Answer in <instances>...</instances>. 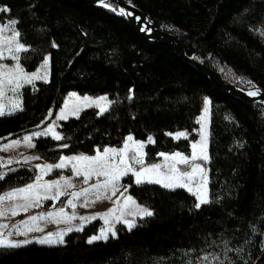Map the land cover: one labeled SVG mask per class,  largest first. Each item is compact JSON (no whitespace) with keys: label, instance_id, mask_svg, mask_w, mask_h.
<instances>
[{"label":"trees","instance_id":"16d2710c","mask_svg":"<svg viewBox=\"0 0 264 264\" xmlns=\"http://www.w3.org/2000/svg\"><path fill=\"white\" fill-rule=\"evenodd\" d=\"M125 1L228 82L264 90V0ZM0 7L16 19L29 48L23 68L35 71L50 57L49 81L23 88L22 110L0 117V140L46 125L69 92L113 99L103 114L87 109L62 122L63 139L39 138L33 151L43 161L120 147L128 135L153 138L146 147L151 161L161 153H189L205 97L212 103L209 203L197 208L185 189L133 184L132 194L153 209L133 229L120 226L116 236L89 244L102 226L95 221L60 245L0 248V264H254L264 250V106L220 90L110 10L73 0H0ZM182 130L191 132L189 139L168 135ZM35 174L31 167H13L0 179V195Z\"/></svg>","mask_w":264,"mask_h":264},{"label":"rangeland","instance_id":"374dc122","mask_svg":"<svg viewBox=\"0 0 264 264\" xmlns=\"http://www.w3.org/2000/svg\"><path fill=\"white\" fill-rule=\"evenodd\" d=\"M12 21H16V19L9 16L8 11H0V82H2L0 83V108H2V110L5 112V115L15 114L22 110L21 91L23 88L26 86H31L39 81L47 82L50 79L49 55L45 57L37 70L28 72L23 68L21 64V56L25 50L17 51L18 45L23 43L20 40V35H16L17 32L19 33L17 21L15 24H13ZM24 48L26 51L29 49L26 45H24ZM45 61H47V64H45ZM17 66H19V69H23V72H20ZM34 73L42 78L33 79L32 83H27L25 77L32 76ZM17 84L19 87H17ZM85 97L88 98L87 101L85 100ZM101 97H107V100H101ZM206 100L210 101V104L206 105V103H204L202 112L198 117L199 131L197 138L190 141V152L183 153L176 151L173 153H164L167 156H172L175 153H181L184 156L191 157L192 153L195 152L198 158L195 160L190 159L187 165L176 163L175 167L178 169L177 172H172L170 170L169 166L173 164L174 161L166 160L165 156L159 154L158 159L155 161L148 159L146 147L153 143L149 142L148 140L141 141L135 139L133 135H128L133 137V141H128L127 136L122 146L106 148H115L117 150H121L124 148L125 143H127L129 145V150L124 154L123 158L135 171H140L142 168H149L156 164L161 165L158 172L146 173L144 177H142V183L157 184L162 187L164 183H172V181L168 180L167 177L178 176L185 171L191 172L194 165H200V168H198L196 172L192 174L191 179L185 177L181 181V183L186 184L187 187L176 186L167 189H185L195 196L197 203L199 202L198 197L207 199L210 202L209 145L212 103L209 97H205V101ZM109 101L111 102L110 104ZM112 103L113 99L109 94H80L77 92H69L64 96L62 107L57 110L54 117H52L46 125H43L18 137L0 140V176L4 177L15 166L31 167L36 173L32 182L24 186L6 191L0 195V197H6L9 193L14 194L10 199H4L3 201H0V211H3L4 213V215H0V239L4 240L6 243L22 242L25 239L32 240L33 243H36L35 241L38 238L47 237L49 234L55 233L57 235L52 237L54 243L51 245H60L55 243L60 233H63L64 243L66 235L71 232L81 231L84 227L95 221H101L102 226L99 231L96 234L91 235L88 240L93 236H99L101 230L105 231L108 239L113 237L112 232L108 231V229H112L116 236L117 230L120 226H125L128 228V226L124 223L125 220L134 223L135 226L131 228L133 229L136 227L139 220L149 217L144 215L142 210L146 209L153 213V209L150 206L140 203L138 199L132 194L131 189L133 184H136V178L131 172L127 175L121 176V178L115 182V189H113L111 185L105 189L103 187H93L97 184L102 185L108 179L105 176L97 177L96 175H93L87 183L84 182L83 176H77L73 168V165L77 164L76 161H64L66 164L64 168L53 167L51 170H43V166L59 164L65 157L71 158L82 155L95 156L98 154L97 151L93 154L80 153L62 155L61 158L56 162H47L43 161L34 153V147L29 146L30 144L35 145L36 141L41 137H53V133L47 132L50 127L54 128L55 133H59L61 135L60 126L62 122H65L70 118L79 117L81 113L87 109H96L99 114H103L108 111ZM16 105H20V109L14 110ZM206 107L208 109L207 112H205ZM101 109L106 110L101 113ZM62 111L65 113L67 117L66 119H60V113ZM36 133L46 134L37 136L35 135ZM179 133H185L186 136L178 137ZM168 135L175 140H184L189 139L191 132L182 130L169 133ZM28 136L32 137L30 142L25 141L24 139ZM16 141H19V144H16ZM136 142H143L145 145L144 148L139 152L136 151ZM193 144L196 145L195 148L192 147ZM104 149L99 150V154H103ZM141 153L143 154V164H137L135 160L132 159V157H140ZM205 155L207 156V159H204ZM120 160L121 156L119 154H109V163L119 165L121 168H123L124 165L120 164ZM83 163L84 162H81V165H83ZM130 176L133 177V182L128 180ZM156 179L161 180V183L148 182L149 180L154 181ZM58 180L61 182L59 189L56 187L51 189H45L42 187L43 185ZM66 180L70 181L73 186L69 187L65 183ZM29 184L39 185L40 187H36L29 192L18 191L19 189L26 188ZM85 189L89 190L87 194L73 197L72 193H83ZM189 189H191V191H189ZM57 191L63 193V195H60L57 200L41 199L38 204H33L32 207L27 209V211H24L21 207L34 201L36 193H39V195L43 197L44 195H55ZM129 196L132 198L134 203L127 202L126 204L127 197ZM69 200L72 201V204L68 203ZM60 208L64 209L62 214L59 213ZM113 209L115 211L110 215H103ZM13 210L16 212L15 215L12 214ZM49 212L53 213L51 217L47 216V213ZM33 216L42 218L32 221L30 218ZM118 217H121V219L118 220ZM24 221H28L27 225L23 223ZM68 229H72V231H68ZM107 239H98L91 244L105 241Z\"/></svg>","mask_w":264,"mask_h":264},{"label":"snow or ice","instance_id":"6c2138e0","mask_svg":"<svg viewBox=\"0 0 264 264\" xmlns=\"http://www.w3.org/2000/svg\"><path fill=\"white\" fill-rule=\"evenodd\" d=\"M101 2L103 3V0H101ZM104 6L107 7L108 5L105 3ZM113 10L115 11V9H113ZM0 11H8V9L7 8H0ZM119 14L120 15H130V13H126L125 10H123V9L120 10ZM12 23L15 24L16 21H12ZM16 35L19 36L20 34L17 32ZM21 50H25L26 51V49L24 48L23 44H19L18 47H17V51H21ZM45 64H47V61H45ZM17 68H18V70L20 72H23V69H19V66H17ZM41 78L42 77H39L35 73L32 74V76L25 77L27 83H29V84L32 83L33 79H41ZM0 83H2V82H0ZM249 83H251V81H249ZM17 87H19L18 84H17ZM248 94L252 95V96H255V95H257V92H249ZM100 99L101 100H107V97H101ZM85 100L87 101L88 98L85 97ZM110 103L111 102L109 101V104ZM205 103H206V105L210 104V101L206 100ZM18 109H20V105H16L15 108H14V110H18ZM105 110L106 109H101V113H103V111H105ZM207 110L208 109L206 107L205 108V112H207ZM3 115H5V112L2 110V108H0V116H3ZM66 118L67 117H66L65 113L62 111L60 113V119H66ZM47 132L48 133H53V138L56 139V140L63 139V137L59 133H55L54 132V128H52V127H50L47 130ZM44 134H46V133H36L35 135L40 136V135H44ZM180 136H186V134L185 133H179L178 137H180ZM24 139H25V141L30 142L32 140V137L28 136V137H25ZM127 140L128 141H133V137L132 136H128ZM148 141L149 142H154L152 140V137H149ZM15 143L19 144V141H16ZM29 146L35 147V145H33V144H30ZM144 146L145 145H144L143 142H136V151L139 152L141 149L144 148ZM62 147L66 148V147H68V145H66V144L62 145ZM192 147L195 148L196 145L193 144ZM128 150H129V145L127 143H125L124 148L121 149V150H117L115 148H106V149H104L103 154H99V150H97L98 154L95 155V156H83L82 155V156H74V157H71V158L65 157V158L62 159V162L59 163V164L43 166V170H51L53 167H55V168H64L66 166L64 161H69V160L76 161L77 164L73 165V168L75 170V174L77 176H83L85 183H87L88 180L91 179V177L93 175H96L97 177L105 176L108 179L102 185L97 184V185H94L93 187L94 188L103 187V188L106 189V188H108L111 185L112 188L115 189L116 188V183L115 182L118 181L121 178V176L127 175L128 173L131 172L136 178L135 179V183L136 184H140V183H142V177H144V175L146 173L158 172V170L160 169L161 165L156 164V165H152L149 168H142L140 171H135L134 169L131 168V166L123 158L124 154ZM109 154H112V155L119 154L121 156L120 164L124 165V167L121 168L119 165L109 163ZM142 155L143 154L141 153L140 157L133 156L132 159L135 160V162L137 164H143ZM160 155L165 156L166 160L174 161V163L169 166L170 170L172 172H177L178 171V169H176V167H175L176 163H181V164L187 165L189 163L190 159L191 160H195V159L198 158L196 156L195 152L192 153L191 157L184 156L181 153H175L172 156H167L164 153H161ZM33 158H38V157H33ZM204 159H207L206 155L204 156ZM81 162H84L83 165H81ZM78 165H80V166H78ZM198 168H200V165H194L192 167V171L191 172L185 171V172L181 173L178 176H169V177H167V179L172 181V183H164L163 187H166V188H172V187H176V186H178V187H187V185L181 183V181L185 177L191 179L192 174L195 173ZM201 171H202V169H201ZM2 178L3 177L0 176V179H2ZM148 182L161 183V180H159V179H156L154 181L153 180H149ZM65 183L69 187L73 186L71 184V182L68 181V180H66ZM60 184H61V182L58 180V181H54L52 183L43 185L42 187H44L45 189H51L53 187H56L57 189H59L60 188ZM36 187H40V186L39 185L29 184L26 188L19 189L18 191H20V192H29L32 189L36 188ZM88 191H89L88 189H85L83 191V193H72V195H73V197H78V196H80L82 194H87ZM189 191H191V189H189ZM12 195H14V194L13 193H9L6 197H0V201H3L4 199H10L12 197ZM60 195H63V193L59 192V191H57V193L55 195H52V196L44 195L43 197H41L39 195V193H36L34 201H32V202H30L28 204H25V205H23L21 207L23 208L24 211H27V209L29 207H32L33 204H38L41 199H43V200H48V199L57 200ZM198 200H199V202L195 205L197 208H199L202 204H206V203L209 202L207 199L200 198V197H198ZM127 202L134 203V201H132V198L130 196L127 197L126 204H127ZM68 203L72 204V201L69 200ZM114 211H115L114 209L110 210L108 213H105L103 215H105V216L110 215ZM142 211H143L144 215H147V216L153 215V213L151 211H148L146 209H144ZM63 212H64V209L60 208L59 209V213L62 214ZM12 214L13 215L16 214L15 210H13ZM0 215H4L3 211H0ZM52 215H53L52 212L47 213V216H49V217H51ZM40 218H42V217L33 216L30 219L32 221H36V220H38ZM117 219L120 220L121 217H118ZM23 223L25 225H27L28 221H24ZM106 223H107V221H106ZM124 223L128 226L129 229H131L133 226H135L134 223L129 222L127 220H125ZM29 230H32V229H29ZM68 231H72V229H68ZM108 231L112 232V235L115 236V232L112 229H108ZM21 234H26V233H21ZM56 235L57 234H55V233H51L47 237L38 238L35 242L39 243V244L51 245V244L54 243L52 237L56 236ZM98 239H107V235H106L104 230H101V233H100L99 236L91 237L88 240V243L91 244V243H93L94 241H96ZM30 243H33V241L32 240H28V239H25L22 242H7V243L4 240L0 239V247L19 248V247H22V246L30 244ZM55 243H57V244H62L63 243V233L59 234V237H58V239H56Z\"/></svg>","mask_w":264,"mask_h":264},{"label":"water","instance_id":"95a60500","mask_svg":"<svg viewBox=\"0 0 264 264\" xmlns=\"http://www.w3.org/2000/svg\"><path fill=\"white\" fill-rule=\"evenodd\" d=\"M80 3L98 6L110 10L119 18L124 19L132 29L145 41L170 49L178 55L183 61L196 68L201 73L205 74L209 80L216 85L220 90L239 99L246 104H260L264 106V90L260 87L243 88L234 85L223 78V76L212 68L198 62L193 57H189L181 40L174 34L161 30L151 18L140 8L127 3L125 0H73ZM108 6L105 7L104 4ZM115 9V11L113 10ZM125 10L130 15H120V10ZM249 92H257V95H249ZM264 263V250L254 264Z\"/></svg>","mask_w":264,"mask_h":264}]
</instances>
